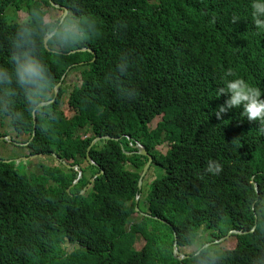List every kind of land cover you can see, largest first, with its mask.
Segmentation results:
<instances>
[{
	"label": "trees",
	"instance_id": "16d2710c",
	"mask_svg": "<svg viewBox=\"0 0 264 264\" xmlns=\"http://www.w3.org/2000/svg\"><path fill=\"white\" fill-rule=\"evenodd\" d=\"M32 3L0 0V34L12 23L10 8L26 11ZM81 5L96 14L101 33L83 50L52 62L61 86L49 112L37 114L35 124L18 100L9 115L0 114V137L27 134L32 156L61 161V168L42 165V174L30 178L0 159V264H188L190 252L179 261L174 245L188 248L194 226L211 244L233 230L245 231L228 238L234 245L223 249L228 255L220 264H253L264 242L257 244L249 231L246 205L253 191L264 198V135L255 121L240 118L241 109L220 119L214 114L225 99L216 90L226 69L264 94V34L253 29L249 0ZM121 53L131 59L119 79L135 91L132 100L110 83ZM71 75L80 81L66 99L69 117L61 102ZM99 136L104 138L88 156ZM137 144L153 158L148 174L157 170L163 176L148 185L144 199L153 219L135 222L138 179L148 163L137 156ZM160 146L168 148L166 155L157 152ZM208 160L223 165L219 175L204 172ZM75 167L83 177L73 186L79 178ZM161 228L170 232L164 240L157 238ZM141 240L145 247L138 251Z\"/></svg>",
	"mask_w": 264,
	"mask_h": 264
},
{
	"label": "clouds",
	"instance_id": "9594fccd",
	"mask_svg": "<svg viewBox=\"0 0 264 264\" xmlns=\"http://www.w3.org/2000/svg\"><path fill=\"white\" fill-rule=\"evenodd\" d=\"M249 9L255 33L264 34V0H249ZM11 19V25L0 34V57H3L0 62V114L9 115V110L19 100L30 115L43 116L49 112L55 98L57 81L52 73V62H58L65 53L83 50L101 33L100 20L82 7L81 0H33L22 16L14 15ZM236 21L237 17L233 16L232 22ZM130 65V55L121 53L115 63L117 75L110 81L120 96L128 100L134 99L136 93L131 88L124 89L119 77L127 74ZM221 96L225 99L215 109L217 119L229 110L241 109L240 118L255 121L258 134L264 135V94L258 87L229 68L220 77V86L216 90V97ZM10 136L3 135L0 139ZM6 140L9 138L1 139L0 143ZM10 141L17 140L12 138ZM136 148L139 153L143 149L139 144ZM90 163L94 165V162ZM76 168L80 175L82 171ZM222 170L223 165L216 160H208L204 167V172L210 175H219ZM140 197L141 194L137 202ZM246 208L250 217L249 231L256 234L253 239L260 244L264 242V198L253 191L248 196ZM149 216L148 219H153ZM187 244L192 256L188 264H220L228 255L219 241L209 244L198 226L190 230ZM253 264H264V253L257 250Z\"/></svg>",
	"mask_w": 264,
	"mask_h": 264
},
{
	"label": "rangeland",
	"instance_id": "374dc122",
	"mask_svg": "<svg viewBox=\"0 0 264 264\" xmlns=\"http://www.w3.org/2000/svg\"><path fill=\"white\" fill-rule=\"evenodd\" d=\"M24 12L25 11L19 10L17 8H10L7 12L8 20H10V22H12L11 17H13L14 15L15 16H22L24 14ZM79 81H80V78H78L76 75H71L68 78V82L64 85L65 89L67 90L68 93H67L65 99L63 100V102H61V109L66 108L65 107L66 99L68 98V95L72 91L74 85H76ZM65 110H66L67 116L72 117L70 110L67 108ZM158 121H159V119H155L150 124V127L152 129L155 128ZM3 131L7 132L9 130L5 129ZM27 137H28L27 134H21L20 136L16 137L17 141H15L13 143L10 140L2 141L0 143V156L5 161H9V162L14 163V166L16 167V169H18L23 174L25 173L27 175H32V176L42 174V168H41L42 165L49 166V167L61 168V163L58 160H55V159L50 158V157L42 159L40 157H34L33 156L32 158H30V156H32V155H31L30 149L26 145ZM167 151H168L167 147H161L160 146L157 148V152L161 153L163 155H166ZM82 168H87V175L90 178L91 169H88L89 166L86 162H84L82 164ZM76 170H77V168H76ZM162 176L163 175L160 174V172L157 170H153L151 175L150 174H148V176L145 175V177H144L145 180L143 181L142 187H141V200H140V208H139V210H141V211L139 212V214L134 216V220H132V221H135V222L140 221L142 216H144V217L148 216V213H149V207L147 206L148 203H147V201H144V199H145V197H147V194L149 191L148 185L153 180H155L156 178H161ZM151 230H153V229H151ZM169 234H170V232L167 228H161L160 234L157 235V238L158 239L161 238V240H164ZM202 234L204 235L205 239L208 241L209 238L207 237L206 232H202ZM171 241L173 242V238ZM208 243L211 244V242H208ZM220 244L222 245L223 249H226L228 246L234 245V242H232L231 239H226L224 241H221ZM144 247H145V241L141 240L137 243L135 249H137L139 251V250H142ZM184 249H186V250L185 251L179 250L181 257H179V259H177V258H175V259H177L179 261L186 259V258L182 259V257L185 256V253H188L187 248H184ZM72 251H73V249H72ZM174 257H175V252H174ZM187 258H188V256H187Z\"/></svg>",
	"mask_w": 264,
	"mask_h": 264
},
{
	"label": "water",
	"instance_id": "95a60500",
	"mask_svg": "<svg viewBox=\"0 0 264 264\" xmlns=\"http://www.w3.org/2000/svg\"><path fill=\"white\" fill-rule=\"evenodd\" d=\"M60 86H61V84H58V85L56 86V91H55V98H54V101H55V99H56V97H57V94H58V93H57V90L59 89ZM54 101H53V102H54ZM35 116H36V115H34V123L36 122V117H35ZM35 124H36V123H35ZM34 134H35V131H34ZM7 138H9V140H12V137H11V136H10V137H2L1 139H7ZM103 138H104V137L99 136V137H96V138L91 142V145L88 147V153H87L88 156H89V152H90L91 147H92L95 143H97L98 141L102 140ZM110 138H111L110 136H106V137H105V139H110ZM1 139H0V140H1ZM137 156L142 157V158H145V159L148 160L147 165L144 166L143 171H142V174L139 176V179H138V188L140 189L142 180L144 179L145 175H147V173H148L150 167H151L152 164H153V158H152L148 153H145V152L143 151V149H141V152L138 153ZM34 157H36V156H34ZM1 158H2V157L0 156V159H1ZM88 160H89L90 162H92L90 159H88ZM7 163H10V162H7ZM65 164H67V162H65ZM68 168H72V166L68 165ZM98 176H99V174H98L96 177H98ZM79 177L82 178V172H80ZM77 183H78V180H77V182H76L75 184H77ZM253 183H254V185H255L256 190L259 191V187L257 186V184H255V181H254ZM75 184H74V185H75ZM136 211H138V208H136ZM149 217H150V216H149ZM156 220H157V219H156ZM157 221H160V220H157ZM244 234H246V232L243 231V230H233V231H231L230 236H227V237H225L224 239L219 240V242L224 241V240H226V239H228V238H231V236H233V235H244ZM178 246H179V243L176 241L175 246H174V252H175V258H177V259H179V257H181V254H180V251H179V247H178ZM184 258H186V257L183 256L182 259H184Z\"/></svg>",
	"mask_w": 264,
	"mask_h": 264
}]
</instances>
